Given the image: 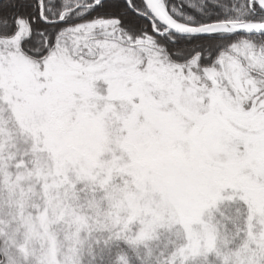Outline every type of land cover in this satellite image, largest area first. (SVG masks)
Wrapping results in <instances>:
<instances>
[{"label": "snow or ice", "instance_id": "snow-or-ice-1", "mask_svg": "<svg viewBox=\"0 0 264 264\" xmlns=\"http://www.w3.org/2000/svg\"><path fill=\"white\" fill-rule=\"evenodd\" d=\"M0 264H264V0H0Z\"/></svg>", "mask_w": 264, "mask_h": 264}]
</instances>
